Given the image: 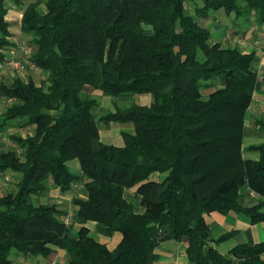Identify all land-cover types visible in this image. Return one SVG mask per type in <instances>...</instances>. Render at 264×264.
<instances>
[{
  "label": "trees",
  "instance_id": "obj_1",
  "mask_svg": "<svg viewBox=\"0 0 264 264\" xmlns=\"http://www.w3.org/2000/svg\"><path fill=\"white\" fill-rule=\"evenodd\" d=\"M7 1L21 5L0 0V66L15 45ZM184 1L36 0L25 7L20 29L46 79L0 81V98L8 102L0 132L15 120L34 126L33 136L10 138L22 157L0 151V175H17L14 191L0 196V264H13L12 252L47 256L53 247L66 252L65 264H159L156 248L168 241L185 243L188 264H264V241L221 253L215 246L232 233L215 237L204 218L236 212L252 223L264 220L261 201L239 204L245 186L264 198V143L248 148L256 160L241 149L257 83L254 53L213 42ZM199 1L201 19L223 9L264 23V0ZM85 87L112 97L150 94L152 101L98 117V101ZM98 122L131 123L134 133L122 132L123 146L105 144ZM257 125L264 131V122ZM73 160L79 172L69 168ZM154 172L166 175L150 180ZM50 183L61 193L83 185L68 223L57 204L31 202ZM132 187L141 196L138 213L123 196ZM88 222L106 237L120 233V241L110 250Z\"/></svg>",
  "mask_w": 264,
  "mask_h": 264
},
{
  "label": "crops",
  "instance_id": "obj_2",
  "mask_svg": "<svg viewBox=\"0 0 264 264\" xmlns=\"http://www.w3.org/2000/svg\"><path fill=\"white\" fill-rule=\"evenodd\" d=\"M186 10L187 9H185V12ZM215 11L217 15H214L213 17L208 15V17L203 18L204 23H206L207 25L211 23L210 24L212 28L210 31L211 34L212 32H217V24H219L220 22H224L223 34L218 35L217 39L213 38L214 39L213 42H219L222 43L223 45H230V46L232 45L234 47L239 48L243 54H249L252 52L254 53L255 60L252 66L257 73V79H256L257 83L252 93L251 102L246 110L244 117L241 149H242V156L245 159L256 160L258 157V153L255 151H249L248 148L254 144L264 143V131L261 130L257 125L258 122H264V83H263L264 43L262 41L264 36V23L261 25L256 24L254 22V17H251L249 20L246 21L244 20V18L237 17L234 12L226 13L224 10L222 12L221 9ZM11 12L12 11H10V9H7L6 21L8 20V18H11L12 16ZM188 14L192 17L190 13ZM19 29H20V20H19ZM5 60L7 63L8 62L7 60L10 59L6 58ZM7 67L8 66H6V68ZM258 75L260 77H258ZM151 101L148 99V103L146 104L149 105ZM95 109L96 108L93 109V113ZM98 123H97L98 128L100 127L99 130L101 128L108 130L106 134L99 133L101 140L114 141L116 136L118 137L120 136L122 138L121 145H115V146L124 145L122 132H127L130 134L134 133V128L131 123H116L120 126V128L117 129L118 132L115 131L116 133H111L109 131L111 123H115V122H111L107 126L103 122H98ZM14 124L19 126H33V125L24 124L23 120H15ZM14 124L13 121L8 122L6 129H8L11 125ZM102 142L105 143L104 141ZM105 144H111V143H105ZM69 163H68L69 168L71 170L74 169L72 171L75 172L80 171V169L77 167L76 164H73L72 167L69 165ZM56 189L59 191L58 188ZM69 195H70V191L66 193H61L60 198L63 199L62 201H64L65 198ZM123 196L127 201L133 204V208L135 212L138 213L142 211L141 196L135 194V191L133 192V190L130 189L125 190ZM62 201L59 200L54 204L59 205L58 203ZM258 201H261L263 203L262 210L264 212V198H259L258 195H256L253 191H251L247 186L243 187L240 190L239 204L242 207L253 206L257 204ZM62 210L66 212L65 211L66 209L62 208ZM205 221L208 224L211 231L214 233L213 235L215 237L229 232L232 233V235L228 239H226L219 245L215 246L218 249L223 244L229 242L228 245L226 244L225 249L223 251H220L221 253H227L230 249H232L237 245L245 244V245L253 246L255 244L264 241V220L252 223L250 218L242 213L228 212L226 214H221L219 212H211L207 214ZM86 225L88 226L91 232H94V234L97 235V238L100 240V242L105 243L110 250H112L121 239V235L118 232L114 233L111 237H106L103 234L102 228L100 226H97L94 222H88ZM185 248H186L185 243H177V242H169V241L165 242V244L162 243L160 246L156 248V252L160 255L159 264H173L174 259L178 261L174 264H188L185 255ZM52 249L53 250L51 251V253L48 254L47 256H40V255L23 256L22 254L16 252L14 254V258L11 259L13 261V264H65L67 260L66 252L58 247H53ZM262 258L264 259V254L262 255Z\"/></svg>",
  "mask_w": 264,
  "mask_h": 264
},
{
  "label": "rangeland",
  "instance_id": "obj_3",
  "mask_svg": "<svg viewBox=\"0 0 264 264\" xmlns=\"http://www.w3.org/2000/svg\"><path fill=\"white\" fill-rule=\"evenodd\" d=\"M36 0H21V5L13 4L12 2L7 1L5 3L7 9H10L11 12V18H8L7 22L9 24L12 37L10 41L14 42V46L11 47L10 50L6 51V58L10 59L7 60L8 62H13L17 64H13V66L10 64L5 70V72L0 77V81L4 79L6 82L10 83L14 78H21L23 80L32 79L37 85H43L45 83L46 79V73H44L42 70L38 69L31 61H30V55L32 51L35 49V45L31 41L30 37L21 33L19 29V20H21L23 15V10L29 3L35 2ZM45 0H41V2H44ZM199 0H185L184 1V7L186 10V13H190L192 17L195 20H198V22H201L204 27H207L211 31L210 24L204 23L203 19L199 18V16L195 12V8L199 6ZM38 10L43 12L44 7L43 4L38 6ZM188 11V12H187ZM223 12V9H221ZM215 10L209 11V16L213 17L214 15H217L215 13ZM243 18V17H239ZM223 23L220 22L217 24V32H212L211 40L213 41V38H218V35L223 34ZM264 43V42H263ZM223 45L222 43H220ZM223 46H230V45H223ZM232 46V45H231ZM9 69V71H8ZM8 74V75H7ZM84 93L89 95L90 97L95 98L98 101L97 107H95L94 114H96L98 117L102 116L108 112H114L115 109H124L127 107H130L132 105H139V106H149L148 99L151 101V95L150 94H124L119 95L117 97H112L108 95H104L101 92L92 89L91 87H85ZM207 92H204L205 95ZM8 105V102L0 98V115L3 113L4 108ZM102 110V111H101ZM101 111V112H100ZM15 121H13L14 124ZM99 124V123H98ZM107 126V125H106ZM100 128V127H99ZM120 126L116 123H111L109 131L111 133L118 132L117 129H119ZM108 130H105L104 128H101L99 130V133L106 134ZM116 131V132H115ZM34 134V127L33 126H19V125H11L8 129L0 133V151H6L8 149H13L17 152V154L22 157L23 151L15 145L12 140L10 139L12 136H20L22 138L31 137ZM105 143H111L114 145H121L122 138L119 136H116L114 141H106L101 140ZM23 160V158H22ZM73 164H76L79 168V164L77 160H73L69 163L70 166L73 167ZM74 170V169H72ZM166 173H159L154 172L150 175L149 179L154 181H161L165 177ZM17 181V175L7 171L4 175H0V196H3L7 194L8 192L14 191L15 184ZM136 187H132L130 190L135 191ZM128 190V189H126ZM124 194V192H123ZM61 193L53 186L52 183L49 184V191L47 194L40 196V197H32L31 202H34L35 204H41V203H56L57 201H62L63 199L60 198ZM84 196V190L82 184H75L72 190L70 191V195L65 198L64 201L58 203L59 208L66 209L67 216L63 219L69 222L70 218L74 215L76 207L71 202L72 199L82 197ZM207 214H204V218H206ZM92 226V225H91ZM77 225H74V230H77ZM93 235L97 238V235L92 232ZM213 233V232H212ZM214 234V233H213ZM98 239V238H97ZM110 239V238H108ZM99 240V239H98ZM100 241V240H99ZM174 242V241H169ZM165 244V243H164ZM227 245L229 242L226 243ZM226 244H223L221 247L218 248L219 251H223L225 249ZM16 252H12L10 257L13 259L14 254ZM174 259V263H176Z\"/></svg>",
  "mask_w": 264,
  "mask_h": 264
},
{
  "label": "built area",
  "instance_id": "obj_4",
  "mask_svg": "<svg viewBox=\"0 0 264 264\" xmlns=\"http://www.w3.org/2000/svg\"><path fill=\"white\" fill-rule=\"evenodd\" d=\"M263 42H264V36H263V40H262ZM12 65L13 66V64H17L16 62L15 63H13V62H7V63H5V64H2L1 66H0V77L2 76V74L5 72V68H6V66H9V65ZM258 77H260L259 75H258ZM65 222H67V221H65Z\"/></svg>",
  "mask_w": 264,
  "mask_h": 264
}]
</instances>
